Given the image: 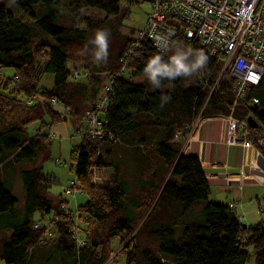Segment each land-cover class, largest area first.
Segmentation results:
<instances>
[{
    "label": "trees",
    "instance_id": "16d2710c",
    "mask_svg": "<svg viewBox=\"0 0 264 264\" xmlns=\"http://www.w3.org/2000/svg\"><path fill=\"white\" fill-rule=\"evenodd\" d=\"M139 2L0 0V79L4 70L15 71L0 80L3 264H106L116 240L127 244L125 264H248L250 248L255 264H264V223L244 225L233 204L214 202L201 162L183 154L191 127L202 117H233L246 123V140L261 139L264 77L237 98V80L220 76L223 62L187 39L175 19L176 36L167 37L168 48L158 49L148 35L151 0H143L150 6L143 29L124 34V21ZM84 10L105 18L86 17ZM98 30L109 33L108 55L98 68L110 75L109 87L87 107L84 101L93 91L75 80L71 61L78 54L96 57ZM189 50L190 60L199 52L207 57L202 69L163 77L159 87L151 83L145 69L153 57L169 63ZM21 73L31 81L51 77L53 88L40 92L45 85L34 84L33 91L8 82ZM132 76L144 79L137 83ZM31 92L44 95L48 104L28 106ZM50 99L70 107L66 123L82 138L71 160L87 200L76 214L63 194L50 192L55 180L45 170L53 145L48 131L60 118ZM95 114L102 137L91 133ZM249 118L259 126L247 128ZM98 171L110 175L102 184L94 182Z\"/></svg>",
    "mask_w": 264,
    "mask_h": 264
},
{
    "label": "built area",
    "instance_id": "2783aa9c",
    "mask_svg": "<svg viewBox=\"0 0 264 264\" xmlns=\"http://www.w3.org/2000/svg\"><path fill=\"white\" fill-rule=\"evenodd\" d=\"M151 2L147 22L148 35L155 40L158 49L168 48L170 41L167 37L176 36L177 27L175 29L172 27L176 20L187 39L195 40L207 49L211 56L219 57L224 62L223 73L237 80V98H243L248 90L260 83L264 75V0H151ZM140 36L141 34L139 38ZM108 87L105 90H108ZM253 102L258 103V100L254 99ZM89 121L91 133L102 137L98 129L101 121L98 120L97 114L92 115ZM227 121L230 125L237 123L232 117H228ZM246 134L247 129L243 128L241 138L246 137ZM239 141V137L232 130L228 132L227 143L236 144ZM259 144L263 145V142L260 141ZM242 145L244 148L251 146L247 140H244ZM71 188L66 191L68 195L75 194L79 183L72 181ZM231 208L235 206L231 205Z\"/></svg>",
    "mask_w": 264,
    "mask_h": 264
},
{
    "label": "rangeland",
    "instance_id": "374dc122",
    "mask_svg": "<svg viewBox=\"0 0 264 264\" xmlns=\"http://www.w3.org/2000/svg\"><path fill=\"white\" fill-rule=\"evenodd\" d=\"M139 4L135 5L132 7L131 15L130 17L124 21V26L126 28H122V32L124 34L129 33V29H137L141 30L145 26L146 19H147V14L150 10L149 4L143 3V0H139ZM82 14L86 17L89 18H97V19H103L105 18L104 14H99L98 11H93V10H84ZM35 43L36 40H34ZM43 59V57H41ZM100 62L99 60L95 58H88L84 59V55H76L72 61H71V69L73 71V76L75 80H78L82 83L89 84L90 88L93 91L92 96H87V100L84 101V104H86L87 107H90L91 104H94L97 102L99 97L104 93L105 88L107 87V82L109 79L110 75H107L106 72H99L98 68L100 67ZM224 66L222 70L220 71V76L227 75V73H223ZM94 73V76H93ZM222 73V74H221ZM4 74L7 76H14L15 71L13 69H6L4 70ZM18 79L14 78L12 80H9L8 82L11 85L16 86L19 89H22L23 87H29L31 90L35 91L34 88H32V85L35 84V88L38 87V85H45L43 88H40V92L45 89H52L53 88V82L52 78L48 76H40L41 81H38L36 79L28 80L27 77L24 74H17ZM5 77H3L0 80H7ZM90 78V79H89ZM126 78L130 79L129 75H126ZM144 77L142 78H137L135 76H132L131 80L136 81L137 83L142 82ZM93 80V81H92ZM74 81V79H73ZM97 90V93H96ZM44 91V90H43ZM33 96L31 99L26 98V104L28 106H33L34 103H38L37 106L39 107L40 105L45 106L48 104L46 102V98L44 95H39L38 93L31 92ZM21 97H23L21 95ZM32 101V103H31ZM51 108H53L54 114H56L59 118V122L55 124V126L51 129L52 134H53V145L51 149V159L50 161L47 162L45 166L46 172L52 176V179L55 180V182H52L51 190L50 192L54 196H59L63 194L66 200L69 202V210L74 212L75 214L77 213V209L80 205H83L86 203L87 196L81 193L80 191H77L75 195H66L65 191L70 185V181L72 179H75V172L74 169L72 168V151L74 148L79 147L82 141L81 136L75 134L71 128V124L68 122L66 123V116L69 115L70 113V107L65 106L60 104L59 102L52 103L51 99L50 101ZM227 121V118H226ZM228 122V121H227ZM229 124V123H228ZM230 125V124H229ZM38 124H34L31 128H37ZM241 124H239V127ZM50 128V127H49ZM229 132L232 130L235 134V130L233 129V125L229 126ZM48 131V130H46ZM50 132V130L48 131ZM236 135V134H235ZM237 136V135H236ZM238 137V136H237ZM251 146L247 147L248 148H254L258 147V145L254 144L253 142L250 143ZM264 144V143H263ZM109 173L105 171H98L96 173L95 183L97 184H102L109 178ZM214 200V199H213ZM244 225H248L247 222L243 223ZM127 244H122L121 241L116 240L114 243V250L113 253L111 254L109 260L107 261L106 264H125L126 262V254L124 253V247H126ZM249 252L251 253V258L249 260L248 264H255L254 260V252L253 248H250ZM0 264H3L0 261Z\"/></svg>",
    "mask_w": 264,
    "mask_h": 264
},
{
    "label": "crops",
    "instance_id": "0c3cea01",
    "mask_svg": "<svg viewBox=\"0 0 264 264\" xmlns=\"http://www.w3.org/2000/svg\"><path fill=\"white\" fill-rule=\"evenodd\" d=\"M229 126L225 117L198 119L183 154L201 162L214 202L236 204L243 223H264V147L244 148L237 124L233 129L240 142L227 143Z\"/></svg>",
    "mask_w": 264,
    "mask_h": 264
},
{
    "label": "clouds",
    "instance_id": "9594fccd",
    "mask_svg": "<svg viewBox=\"0 0 264 264\" xmlns=\"http://www.w3.org/2000/svg\"><path fill=\"white\" fill-rule=\"evenodd\" d=\"M108 36H109V33L106 30H98L96 32L94 43H95V45L98 48V51L95 53V56H96L97 60H102V59L106 60V58H107V55H108ZM190 55H191V50H189L188 52H178L176 55H174V56H172L170 58V62L169 63L163 62L162 57L160 55H157V56L153 57L149 61L148 65H147V67L145 69V72L148 74L151 83L154 86H156V87L160 86V80L163 77L175 79L178 76H190L193 73L197 72L198 70L202 69L206 65V62H207V57L204 55L203 52H199L196 55V58L194 60H190L189 59ZM220 61L223 62L221 59H220ZM222 68H223V65H222ZM228 76H230V75H228ZM263 77H264V75L262 76V79H263ZM262 79H261V81H262ZM261 81H260V83H261ZM260 83L257 86L253 87V88L258 87L260 85ZM252 89H250V90H252ZM162 99L166 100L167 97H164ZM255 100H258V99H255ZM54 101L55 100H53L52 103H54ZM31 103H32V101H31ZM198 119H200V118H198ZM196 122L191 127V130L194 128ZM236 124L239 126V124H241V123L239 121H237ZM245 124H246L245 122L243 124H241V129L244 128ZM247 124H248L247 128L250 127L249 126V122ZM191 130H190V132H191ZM51 131L52 130H50V132H48L49 133L48 137L50 139H53L54 136H53ZM244 140H246V137L243 139V141ZM260 141H262L264 143V137H262L261 139L257 140V142H254V144L258 145V147L259 146L264 147L263 146L264 144L263 145L259 144ZM249 142L251 143L252 141H249ZM183 148H184V146H183ZM72 181H76V182L79 183V181H77L76 178L72 179L70 181V185L66 189V191L69 190V189H72L71 188V182ZM79 185H80V183H79ZM79 189H80V186H79V188H77L75 190V193L77 191H79ZM66 195H68V194L66 193ZM73 195H75V194H73ZM233 205L235 206V208H237L236 204H233Z\"/></svg>",
    "mask_w": 264,
    "mask_h": 264
},
{
    "label": "water",
    "instance_id": "95a60500",
    "mask_svg": "<svg viewBox=\"0 0 264 264\" xmlns=\"http://www.w3.org/2000/svg\"><path fill=\"white\" fill-rule=\"evenodd\" d=\"M261 114L264 115V111H262ZM248 122L251 128H257L259 126V123L254 118H249Z\"/></svg>",
    "mask_w": 264,
    "mask_h": 264
}]
</instances>
